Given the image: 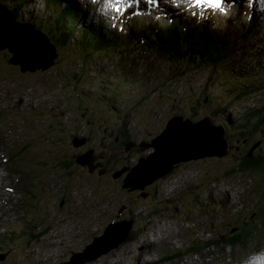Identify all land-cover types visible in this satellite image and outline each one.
<instances>
[{
	"label": "rangeland",
	"instance_id": "rangeland-1",
	"mask_svg": "<svg viewBox=\"0 0 264 264\" xmlns=\"http://www.w3.org/2000/svg\"><path fill=\"white\" fill-rule=\"evenodd\" d=\"M20 9L28 10L22 14V17L32 22L40 21V18L35 16L36 12L44 15L42 3L29 9L27 1L22 0ZM100 9H103L101 5L94 7L95 19L98 17ZM9 10L13 17H16L14 9ZM5 11V8L0 5V13ZM163 13H165V10H163ZM105 15L106 13H104ZM184 17L185 19L180 23H188L193 20L181 15V18ZM62 18L63 14H59L58 21L61 23ZM157 23L151 25L164 27L160 22ZM223 23L215 19L208 22L207 27L212 30V28L222 26ZM109 24L113 26L112 29L109 26L111 33L98 29L99 24L97 25L93 21L87 22V20H84L81 25L74 23L70 30L72 27L79 28L85 25L87 31L77 33L78 38L68 37L66 43L68 46L53 43L59 55V60L55 65L53 64L47 69L39 68V66L46 68L48 64L53 63L54 59L32 52L26 54L21 60L19 59L20 64L15 66L20 70L17 79H13L8 74H0V136L3 143L11 148L10 160L13 159L16 153L18 154V158H15V166L20 172H24V174L22 173L24 177L21 175V179L26 182L22 186V189H25L23 194H26V196L27 193L30 194L29 183L33 182V178L37 179L33 196H37L38 208L34 211V215L36 213L37 215L42 214V220L30 224L29 219H22L0 203V207L5 211L0 219L6 220L9 224L11 223V228L4 232L9 233L0 237V240H4V244L2 243L0 247V264H58V261L64 256L65 246L63 245L70 241L69 244L74 246L75 249L80 248L78 238L82 232L103 229L112 220L111 214L120 211L124 207L123 200L128 195L124 189L122 190L121 180H105L107 176L112 174H104L105 172L89 173L86 168L78 166L75 162L77 168L70 171L69 178H67L71 184L76 185V187L71 188V194L65 196L63 191L55 196V191H52L49 197L43 195L50 185H61L63 188L61 182L54 184L47 182V179H51L50 174L58 171L53 169V164L49 162H56L55 159L53 157L49 158L48 155L60 154L61 158L70 159L91 148L102 155L103 158L106 154L110 157H122L124 149L121 153L117 152L119 146L115 147L117 139L114 137L120 136L121 128L119 125L124 124V119L127 122V130L142 132V135L132 134L133 139L129 138L128 143H131L134 149H138L140 146L146 147L147 143L144 136L148 137V141L154 138L165 128L166 122L172 116L182 115L190 118L192 114L195 115L192 111L195 110L198 115L197 119L210 116L214 119L213 124L222 121L226 123V120H228L230 126L227 129V140L233 147L236 145L237 149L234 152L231 150L233 154H245L250 144L254 142L256 144H253L252 150L264 153V142L260 145L259 141L261 138L260 133L258 135H243L242 131L239 132L237 129L239 124L237 118L242 110L237 103L238 96L241 99L251 97L258 104L257 96L251 92L256 85L253 86L249 79V81H246V78H244L242 82L238 79L230 80L222 73L215 72L216 69L212 67L208 76L206 75L208 71L203 68L202 62H200L197 67H200L201 70L187 74L183 82H176L175 86L180 88L179 91H181L179 92L170 89L171 84L166 85L170 80L168 72H165L166 65L159 62L158 60L161 59L149 52H146L148 54L145 55L144 66L149 61H154L155 64L160 66H157L160 74L156 75L151 71L140 73L138 69H130L127 66L125 69L130 75H127L128 73L123 68L124 76L127 77L124 79L120 76L119 70H116L117 74L115 75L114 69H110V66L115 64L117 69L116 63H127L123 60L118 62L119 58L117 56L105 58L104 56L108 50L106 47L114 45L117 42V35L121 33H123V37L126 36L125 43L130 46H134L139 42L153 44L152 41H156L158 36L155 37V31H148L147 37L149 39L144 37L142 28H147L148 23L142 18H134L130 21L128 17H122V20L115 22V24L111 21ZM58 25L61 24L58 23ZM58 25L57 28H51L49 31L50 33H56L55 37H58L57 33H60ZM92 25H97V28H93ZM134 25L138 28L135 29ZM61 26L64 29L67 28L64 25ZM261 34H263V31ZM98 35H100L99 39ZM111 37L112 41L109 43ZM177 39V44L172 40V37L169 41H173L174 45L178 46L182 40L181 38ZM254 40L257 41L256 38ZM189 41L191 42L192 39H189ZM259 44L260 42L257 41V45ZM104 45L106 46L104 47ZM103 47L106 49L103 50ZM8 54L11 55L5 50L0 51V62L4 63V59H7ZM87 55L92 56V58L89 59ZM205 66L210 67L208 63H204ZM21 68L24 70L21 71ZM29 69L33 70L29 71ZM211 75V82L204 85V87H209V91L201 90L203 83L205 84L204 80L208 78L209 81ZM109 79L110 83L112 81V86ZM150 80L156 84V90L160 89V93L158 97L147 101L148 95L146 99H142V96H145L148 92L147 84ZM258 85L263 86L264 89V80L258 81ZM241 86L246 89L250 88V90H247L249 92L248 96H245L244 93H242L243 95L238 94ZM174 91H177V93ZM199 94L202 95L198 96ZM204 94L205 100L202 101ZM208 94L209 97L207 98ZM259 95L264 101V92L259 93ZM81 96H86L87 101H82ZM166 98L171 100L164 103ZM177 98L178 100H176ZM231 100H235V102ZM260 106L263 107L264 102ZM242 107L247 106L243 104ZM218 109H220L219 112ZM222 109L223 111H221ZM263 109H260V111ZM263 113L264 111L259 112V116ZM91 130L93 134L90 136ZM72 133L79 140L72 138ZM128 134L126 133L124 136L128 138ZM82 137L88 140H84ZM244 139L246 141H243ZM102 144L103 152L100 153L99 147ZM110 145H113L114 150L111 149ZM115 151L116 153H114ZM227 151V155L223 158H206L181 164L173 176L145 189V192L157 195L156 201L170 198L173 203L169 202L167 204H175L174 206L167 205L168 209L162 210L154 217L148 218L150 211L143 209L149 203L153 204L154 200L140 198L137 196L138 193L133 194L135 191H131L129 193L132 197L131 202L126 204L127 209L123 213L126 216L129 213L133 215L140 213L138 221L133 226V231L137 232L135 238L124 245H118L116 249L106 252V254L91 261L87 260L89 256L82 253L83 250L81 252L76 250L69 259H65L66 263L64 264H72L74 260L84 257L86 260L84 259L85 261L82 264H144L151 261V257L156 256L157 251H167L176 243L179 244L180 240L177 239V236L181 227L190 229L192 228L191 220L203 224L204 221L208 223L210 219L214 218L213 216L216 214L215 204H217L218 197L216 190L221 183L227 180L225 183H229L227 186L229 187L234 185L236 181L247 182L251 179L246 177L245 174L239 173L224 176L226 171L236 168L234 163L237 162V158L233 157L230 148ZM140 153L137 154L136 158L139 157ZM249 153L251 154L248 150ZM101 163L107 165L105 160H101ZM134 163L135 161L130 165L133 166ZM123 165L124 161H121L112 170L115 171L119 167L118 172H122ZM39 169L49 173L45 177L46 180L37 177L40 172ZM65 171L69 170L66 169ZM0 172H3L2 167H0ZM12 174L21 173L12 171ZM39 179H41L40 182ZM2 182L3 180L0 179V184ZM227 187L225 184L223 185L225 192H227ZM183 188L185 189L182 191ZM60 196L65 197L67 205L65 213L67 217L71 218L67 221L48 216V214L58 215L55 204H57V198L59 199ZM74 200L79 202L77 206L80 208L77 210V207L71 206L74 210L71 211L68 204H72ZM197 202L207 205L205 207H201V205L194 206ZM52 206L53 208H50ZM48 208L50 209L46 211ZM174 208L176 211L169 213ZM221 208L222 206L219 209ZM30 209L29 213L31 214L32 206ZM43 226L49 230L51 229L50 231L54 235L58 234L57 238L60 239V242H58L56 236L52 235H47L41 239V235L36 232L42 231ZM20 229L26 232L21 233L19 232ZM29 233L33 239L30 238ZM90 241V235L84 233L82 235L83 247ZM55 244L63 247L56 251L54 249ZM40 246L44 247L43 252Z\"/></svg>",
	"mask_w": 264,
	"mask_h": 264
},
{
	"label": "water",
	"instance_id": "water-1",
	"mask_svg": "<svg viewBox=\"0 0 264 264\" xmlns=\"http://www.w3.org/2000/svg\"><path fill=\"white\" fill-rule=\"evenodd\" d=\"M0 19V51L8 50L11 54V58L8 60L10 64L18 66L20 64L19 59L21 60L26 54L32 52L43 54L54 60L58 58L59 55L55 46L44 34L33 31L28 25L16 23L7 11L0 13ZM23 28L27 32V38L24 37V42L19 44L15 40V36H21ZM54 60L46 68L42 66H39V68L47 69L51 65H55ZM23 70L21 68V71ZM32 70L29 69V71ZM224 136L223 126L213 124L211 118L204 117L196 122L189 118H172L167 122L164 130L151 140V143L140 148V151H145L147 148L151 151L139 158L137 164L129 170L123 188L143 191L146 186L169 174L180 164L225 156L228 145ZM91 154L92 150H89L76 156L74 161L82 167H89L88 171L91 172L93 170V160L98 158V156H91ZM123 169L122 171L125 172ZM116 176L117 174L114 175V177ZM130 230V221L122 220L108 224L104 227L103 232L96 236L82 253L89 256L87 260L96 259L124 243L129 237ZM81 259L74 260L72 264L81 263ZM85 260H82V263Z\"/></svg>",
	"mask_w": 264,
	"mask_h": 264
},
{
	"label": "trees",
	"instance_id": "trees-1",
	"mask_svg": "<svg viewBox=\"0 0 264 264\" xmlns=\"http://www.w3.org/2000/svg\"><path fill=\"white\" fill-rule=\"evenodd\" d=\"M56 16H58V14L54 13L55 18H56ZM187 27L191 28L192 25L188 24ZM58 30L60 33H57V35H58V37H63L61 39H59L58 37H55V34L51 35V36L47 34L49 36V38L57 45H60V44L65 45L69 39L68 37H75V32L73 29L70 30V27H67L66 29H64L61 25H58ZM172 33H174V31ZM83 36H84V34H83ZM177 38H181V40H182L178 46L174 45V42L177 44V41H178ZM98 39H99V36H98ZM189 39H192V41L190 42ZM172 40L174 42L169 41V40L165 41L163 43V45L160 47V51H161V57L165 58L164 60H167L168 62L171 63L170 68L173 70V73L182 71L181 65L183 62H185V65H187L186 70H189L190 65H192V66L195 65V62L199 58L202 59V58L206 57L205 55H207L209 52L213 53V48H212V45L210 44V43H212V40H211V38L208 37V33L203 32V31L201 34L198 33V35L194 32H188L186 34L179 33V34L174 35V37H172ZM56 62H58V60H56ZM188 62H190V64H188ZM197 66L198 65L196 64L195 67H197ZM18 71L19 70L15 66L7 63V59L6 60L4 59V63L0 62V74H8L13 79H17L18 78V76H17ZM228 92H230V90H228ZM242 93H244V95L247 96L249 92H247V90H242L240 88L238 90V94L243 95ZM82 101H87L86 96L82 97ZM192 111L195 113V115L192 114L191 118L197 117L198 115L196 114V111L195 110H192ZM217 111L219 112L220 109H218ZM221 111H223V109ZM261 111H264V109ZM261 111H259V112H261ZM212 113L215 114L216 112H212ZM216 117H217V115H216ZM255 117H256V115L254 113H252V111L244 109L242 114L240 115V118L237 119V121L239 122V124L237 125V129L239 132L241 130L243 135L244 134L245 135H247V134H257L258 135L260 133L261 138L259 139V141H260V145H261L264 142V127H263V132H262L260 130L259 126L262 123H264V113L262 114L260 120L258 118L256 120ZM123 123H124L123 125H119V127L121 128V132H120L121 137L120 136L114 137L117 139L116 145H119V148L117 149L118 153H121V151L124 149V146L126 147V144L128 143V141H130L127 137L124 136V134L129 132V130L126 129V127H127L126 119H124ZM222 123L224 125L226 124L227 126H230L229 125L230 123L227 122V120H226V123H224L223 121L219 122V124H222ZM72 138L78 139V138H76L75 135H72ZM114 138H113V140H114ZM243 141H246V140L244 139ZM259 141H258V143H259ZM253 144H256V143L254 142ZM253 144H250L251 147L249 146V148H248V150L251 152V154L250 153L248 154V150H246L245 154H242V153L233 154L232 153L233 157L237 158V162L234 163L236 168H231L229 171H226L224 173V176H228V175H232V174H238V173L239 174H248V173H252V172L256 173V172L264 171V153L255 152V151L253 152V150H252ZM112 146L113 145H110L111 149L114 148ZM135 150L138 151V149H135ZM232 150L236 151L237 149L234 146L232 148ZM126 151H127V148H126ZM126 151L124 150V152H125L124 155L128 156V152L126 153ZM130 152H131V150H130ZM147 152H148V150L144 151L142 153V155L147 153ZM114 153H116V151ZM235 155L236 156L238 155V156L236 157ZM48 156H50V155H48ZM107 156H108V154L105 155V157H107ZM19 157H20V155H19ZM52 157L60 165L59 171H57L55 173L62 172L63 174H66V173H69L70 171H74V169L77 168L76 167L77 165H75L73 163V161L71 162L70 159L61 158L60 154L52 155ZM223 157H225V156L215 157V158H223ZM15 158H18L17 153L14 155L13 159L11 160V162L14 165H15ZM73 159H74V157H73ZM104 160L107 161V165H102V163H101V168L104 169V172H105L104 174H111L113 172V170H112L113 167L118 166V163L121 162V157L120 158L119 157H114V158L113 157H107V159H104ZM100 161L101 160L94 161L93 165L97 162L100 164ZM129 167H130V165H129ZM16 169L18 172H20L17 167H16ZM55 169H58V168L55 167ZM66 169L69 171H65ZM175 169L176 168H174L169 173L175 174L176 173ZM29 171H31V170L29 169ZM39 171L40 172L37 176L38 178H40V173L43 175L45 174V173H43L44 171H42L40 169H39ZM98 171H99V167H98ZM95 172L97 173L96 170L93 173H95ZM107 179L111 180L110 176H107L105 180H107ZM156 197L157 196L154 193L149 194L147 199L154 200V203L153 204L149 203L148 205L143 207L144 210L150 211L149 215L147 216L148 218L154 217V216L158 215L159 212H161L162 210L168 209L167 205H170V206L175 205V204H167L169 202H172V200L170 198L164 199L163 201L162 200L156 201ZM198 205L200 206V204L198 202L196 204H194V206H198ZM202 205L206 206L207 204L206 205L202 204ZM173 211H176V209L174 208V209L170 210L169 213H172ZM138 219H139V215L132 218L133 225H135V223L138 221ZM136 233L137 232H134L133 229L131 228L130 233H129V237L127 238V240L124 243L129 242L133 238H135ZM9 239H11V238H9ZM0 242H1L0 244H2V243L4 244V240H0ZM124 243H122V244H124ZM148 264H151V263H148Z\"/></svg>",
	"mask_w": 264,
	"mask_h": 264
},
{
	"label": "clouds",
	"instance_id": "clouds-1",
	"mask_svg": "<svg viewBox=\"0 0 264 264\" xmlns=\"http://www.w3.org/2000/svg\"><path fill=\"white\" fill-rule=\"evenodd\" d=\"M177 117H182L183 119H186V117H184V116H182V115H176ZM189 119H191L193 122H194V118H189ZM166 124H167V122H166ZM166 126V125H165ZM164 130V129H163ZM162 130V131H163ZM161 131V132H162ZM160 132V133H161ZM157 133V132H156ZM160 133H158L157 135H159ZM148 150V152L147 153H145V154H143L142 155V153L144 152V151H142V153H141V155H140V158L142 157V156H145V155H147L151 150L150 149H147ZM146 151V150H145ZM93 153H94V151H93ZM226 156V155H225ZM135 161V163L133 164V166H131L130 165V163H133ZM137 161H138V159L136 160V159H131V156H129V158L127 159V162L126 161H124V165H123V167H122V169L123 168H126V165H128V163H129V165H130V167L129 166H127L128 168H129V170L132 168V167H134L136 164H137ZM199 161V160H198ZM192 162H194V161H192ZM185 164V163H184ZM181 165V164H180ZM180 165H178L176 168H178V167H180ZM117 169H119V167H117ZM121 169V170H122ZM129 170L127 169V171H125L126 172V174L124 175V178L122 179V181H121V183H122V188H123V185H124V180H125V177H126V175L129 173ZM176 170V169H175ZM114 173H115V171H114ZM174 174L172 173H169V174H166V175H164L163 177H161V178H159V179H157V180H155L153 183H151L150 185H148V186H146L144 189H143V191L145 190V189H148L149 187H151V186H154L155 184H157L159 181H162V180H165V179H167V178H170L171 176H173ZM120 178V177H119ZM62 188V187H61ZM123 189H128L129 191L131 190L130 188H123ZM63 190V189H62ZM142 191V190H141ZM47 195H49V193H46V196ZM33 198H36L35 196H33ZM35 201H37L36 199H34ZM59 202V201H58ZM57 202V203H58ZM36 203V202H35ZM35 203H32V211H31V214L29 213L30 211L29 210H31V209H29L28 210V212H27V215L29 216L28 218H22V219H29V221H30V224H33V223H36V222H38V221H40V220H42V218H40L39 220L38 219H36V218H34L35 216H36V214L34 215V211H35V208H36V205H35ZM56 205V207L57 206H60V204H55ZM63 205V204H62ZM80 207H77V210L79 209ZM71 211H74L73 209H70ZM59 215L57 216L56 215V218H58V219H61V220H69V219H71V218H69V217H67V215H66V213H65V211H62V212H59L58 213ZM115 223V222H118V221H114V220H112V221H109L108 223H107V225L108 224H112V223ZM106 225V226H107ZM105 226V227H106ZM104 229V228H103ZM103 229L101 228L100 230H97V231H90V232H82V234H81V236L78 238V242H79V246H80V248H76L75 249V247L74 246H71L70 244H69V242H67L65 245H63V246H65V251H63V253H64V256H63V258L60 260V261H58V264H64V263H66L65 262V259H69L71 256H72V254L76 251V250H80L79 252H81L82 250L84 251V249L88 246V244H90L93 240H94V238L96 237V236H98V235H100V233L101 232H103ZM85 230V229H84ZM83 230V231H84ZM37 234H39V235H41V239H43L45 236H47V235H52V236H56V238H57V235H54L48 228H46V227H44L43 226V230L42 231H40V232H36ZM84 233H88L89 235H90V237H91V241H90V243H88L87 245H85V247H83V244H82V235L84 234ZM1 236H3V235H0V237ZM29 236H30V238H32L31 236V234L29 233ZM57 240H60L59 238H57ZM63 246H61V247H63ZM59 245H57V244H55V248L54 249H56V251H58L60 248H61ZM40 248H42L43 250H41L42 252L44 251V247H41L40 246ZM102 256V255H101ZM98 258V257H97ZM96 258V259H97ZM82 260H84V258H82L80 261H81V263H77V264H82ZM94 260V259H93ZM241 264H264V248H262V249H260L259 251H254V252H252V253H250L247 257H245L242 261H241Z\"/></svg>",
	"mask_w": 264,
	"mask_h": 264
},
{
	"label": "flooded vegetation",
	"instance_id": "flooded-vegetation-1",
	"mask_svg": "<svg viewBox=\"0 0 264 264\" xmlns=\"http://www.w3.org/2000/svg\"><path fill=\"white\" fill-rule=\"evenodd\" d=\"M93 134V132H92V130H91V133H90V136ZM90 136H88V137H90ZM72 137V136H71ZM70 137V138H71ZM70 145L73 147V145H72V143L70 142ZM69 145V146H70ZM119 145H116L115 147H118ZM71 148V147H70ZM88 150H92L91 148L90 149H88ZM99 150H100V153H102L103 152V144L102 145H100V147H99ZM94 151V150H93ZM133 151H135V149H131V152H133ZM92 155H94V156H98V158L96 159V160H93V162L94 161H98V160H104V159H107V157H110L109 155L107 156V157H105V158H103L102 157V155H100V154H98L97 152H95L94 151V153H92L91 154V156ZM49 158H52V156L50 155V156H48ZM114 158V157H113ZM128 159V157L126 156V155H123L122 157H121V161H126ZM56 161V160H55ZM73 161V160H72ZM71 161V162H72ZM50 162V164H53L55 167H57L58 169H60V165H59V163L56 161V162H53V161H49ZM70 163V162H69ZM73 163H74V161H73ZM78 165V164H77ZM78 166H80V165H78ZM92 166V165H91ZM82 167V166H81ZM98 167H99V171H98ZM82 168H86V171H88V168L89 167H87V166H85V167H82ZM92 171L91 172H89V173H93L95 170L97 171V173H103L104 172V169H102L101 168V161H100V164L97 162V163H95L93 166H92ZM59 171V170H58ZM43 173H45L44 175L43 174H41L40 175V177H47L48 176V174L49 173H46V172H43ZM113 175H115V174H113ZM50 177H51V179H47V181L48 182H51V183H56V182H61L62 183V185H63V191L65 192L64 193V195L65 196H69L70 194H71V188L72 187H76V185H73V184H71V182H70V180H68L67 178H69V173H66V174H63L62 172H60V173H55V174H50ZM124 178V175H121L120 176V179L119 178H117V179H114L112 176H110V179L111 180H114V181H117V180H121L122 181V179ZM46 180V179H45ZM39 181H41V179H39ZM80 185H82V184H80ZM83 187V186H82ZM122 190H123V188H122ZM126 192V194L128 195L124 200H123V204H124V207H122L121 208V210L120 211H118V212H114L113 214H111V216H112V219L113 220H118V219H124V218H126V214H124L123 213V211L125 210V209H127V206H126V204H130V200L132 199V197H131V194H129L131 191H129L128 189H124ZM133 191H135L133 194H136V193H138L137 194V196H139L140 197V195H139V192L138 191H136V190H133ZM136 196V197H137ZM135 197V198H136ZM117 198V197H116ZM135 198H133V199H135ZM60 207L61 208H63V210H64V207L62 206V204H60ZM128 215H130V213L128 214Z\"/></svg>",
	"mask_w": 264,
	"mask_h": 264
},
{
	"label": "bare ground",
	"instance_id": "bare-ground-1",
	"mask_svg": "<svg viewBox=\"0 0 264 264\" xmlns=\"http://www.w3.org/2000/svg\"><path fill=\"white\" fill-rule=\"evenodd\" d=\"M20 3V2H19ZM103 3H105V5H101V7L104 9V11H105V13H106V15H108V14H110V13H112V11L110 10V5H109V2H108V0H105V1H103ZM84 6L85 7H88V9H90V15H94V13H93V11H94V7L95 6H97V3H95L93 6L91 5V3H89V1H87V3H84ZM82 10V9H81ZM136 12H137V10H135ZM117 16H119L120 15V13H115ZM126 14V11L124 12V15ZM173 13H171V15H172ZM218 16V21H221V14H219V15H217ZM95 21H96V19L94 18V17H92ZM15 22L16 23H18V24H21V25H23L24 23H23V21H21V20H18V19H15ZM165 24H167V23H165ZM21 34L23 35H17V36H15V40H17L18 41V43L19 44H21V43H23L24 42V37L25 38H27V32H26V30H25V28H23V33L21 32ZM120 36L121 35H118V37L117 38H120ZM112 38V37H111ZM66 46H68V45H66ZM71 47V46H70ZM69 47V49H71ZM224 70L226 69L227 70V67L224 65V64H222V66H221ZM195 70L197 71V70H201L200 69V67H195ZM263 69L261 68V67H258V71H262ZM119 71H120V76L121 77H123L124 79L125 78H127L126 76H124L125 74H124V71H123V68H119ZM122 74V75H121ZM128 75V74H127ZM205 81V85L206 84H209L208 83V78H206V80H204ZM231 101H234L235 102V100H231ZM243 101H247L246 99H243ZM237 103L239 104V101H237ZM245 104H247L248 102H244ZM248 105V104H247ZM249 106V105H248ZM242 108V107H241ZM257 119V118H256ZM258 133V132H257ZM60 138V137H59ZM230 141V140H229ZM236 146V145H235ZM239 147V146H238ZM256 148V147H255ZM255 150V149H254ZM231 151V150H230ZM232 152V151H231ZM234 152V151H233ZM232 152V153H233ZM254 152V151H253ZM236 154V153H235ZM231 155V154H230ZM236 156V155H235ZM238 156V155H237ZM236 156V157H237ZM237 164V163H236ZM226 171V170H225ZM212 172V171H211ZM199 181V180H198ZM200 185V184H199ZM133 191V190H132ZM172 193V192H171ZM87 198V197H86ZM99 202V201H98ZM88 203V202H87ZM164 204V203H163ZM91 205V204H90ZM122 211V210H121ZM12 222V221H11ZM9 223V222H8ZM11 224V223H10ZM16 225V224H15ZM12 226H14V225H12ZM13 229V228H12ZM25 229V228H24ZM51 230V229H50ZM139 230V229H138ZM12 231H14V230H12ZM19 232H21V233H25V232H23V230L22 229H20L19 230ZM140 232V231H139ZM17 233V232H16ZM20 233V234H21ZM19 237V236H18ZM16 239V238H15ZM33 239V238H32ZM11 240V239H10ZM33 242V241H32ZM58 242H60L59 240H58ZM32 245V244H31ZM35 245V244H34ZM37 246V245H36ZM0 247H1V244H0ZM118 247V246H117ZM31 248V247H30ZM39 249V248H38ZM34 250V249H33ZM37 251V250H36ZM39 253V252H38Z\"/></svg>",
	"mask_w": 264,
	"mask_h": 264
},
{
	"label": "snow or ice",
	"instance_id": "snow-or-ice-1",
	"mask_svg": "<svg viewBox=\"0 0 264 264\" xmlns=\"http://www.w3.org/2000/svg\"><path fill=\"white\" fill-rule=\"evenodd\" d=\"M139 2V0H137ZM149 2H152V0H149ZM224 3V0H194L193 7L194 8H200L204 5H207L211 8L220 9L223 11L222 4ZM129 9H131L132 5H127ZM112 10L116 13H121L124 9L121 6L120 0H116L115 5H113Z\"/></svg>",
	"mask_w": 264,
	"mask_h": 264
}]
</instances>
